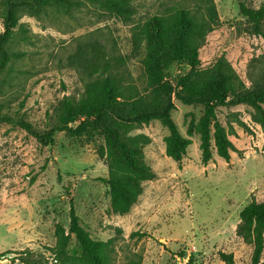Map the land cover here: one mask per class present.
I'll return each instance as SVG.
<instances>
[{
	"label": "rangeland",
	"instance_id": "obj_1",
	"mask_svg": "<svg viewBox=\"0 0 264 264\" xmlns=\"http://www.w3.org/2000/svg\"><path fill=\"white\" fill-rule=\"evenodd\" d=\"M126 1L128 16L83 0L21 9L3 45L8 60L0 71V114L30 123L43 136L57 122L64 97L78 103L85 86L107 74L127 77L138 100L149 101L141 28L175 7L201 17L206 0ZM211 2L215 31L201 43L203 69L210 71L221 60L239 92L260 88L264 41L238 7L258 9L264 0ZM3 30L0 21V34ZM189 71L185 62H172L165 79L175 85ZM173 103L170 116L187 137L188 124L197 123L203 109L174 98ZM215 112L233 143L229 162L212 150L204 165L198 134L188 137L181 161H173L165 154L169 132L159 121L127 127V136L138 137L151 175L139 182V195L125 212L112 206L102 181L109 169L99 128L56 132L52 143L43 145L31 133L0 124V253H7L0 264H86L69 232L70 202L89 238L104 243L107 264H186L189 258L224 264L220 253H231L234 264H250L252 247L237 234L238 213L251 199L264 201V127L245 105Z\"/></svg>",
	"mask_w": 264,
	"mask_h": 264
},
{
	"label": "trees",
	"instance_id": "obj_2",
	"mask_svg": "<svg viewBox=\"0 0 264 264\" xmlns=\"http://www.w3.org/2000/svg\"><path fill=\"white\" fill-rule=\"evenodd\" d=\"M101 2L117 16H128L130 7L126 0H83ZM205 13L200 17L188 9L173 8L166 15H154L141 28L140 34L145 41V56L142 68L146 84L151 89L148 100H138L134 85L127 77L107 74L85 86L84 93L73 103L64 97L57 122L45 135H38L33 126L26 122L0 114V124H11L37 136L43 145L53 141L56 132L87 130L97 127L104 136L108 158L107 185L112 206L121 212L127 211L139 195V182L151 175L148 166L140 155L137 136H127V127L132 124H147L157 120L168 130L165 137V154L179 162L191 137L199 135L201 162L205 165L212 158V150L226 162L230 160L233 143L224 128L216 119V108L245 105L252 109L261 127H264V84L258 89L239 92L238 82L233 73L224 68L221 60L214 63L210 71L203 69L205 57L201 48L207 37L214 33V5L211 0L204 1ZM71 0H0V21L3 32L0 34V71L8 60L3 48L19 20V11L42 6L66 7ZM239 13L252 24L257 38L264 41V3L258 9L239 4ZM183 61L190 68L189 73L180 76L175 85L165 79V70L172 62ZM173 98L184 105H199L202 116L197 123L190 122L183 137L176 128L170 113L174 109ZM76 127H71L74 123ZM237 234L244 243L252 247L250 264H260L264 252V201L256 203L251 199L238 213ZM69 232L74 236L81 251L80 259L86 264H107L104 243L92 241L80 227L73 205L69 207ZM0 253V261L6 256ZM224 264H234L231 253H220ZM186 264L196 263L191 258Z\"/></svg>",
	"mask_w": 264,
	"mask_h": 264
}]
</instances>
